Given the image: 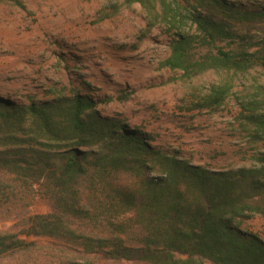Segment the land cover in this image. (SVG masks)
Returning <instances> with one entry per match:
<instances>
[{
	"label": "trees",
	"instance_id": "obj_1",
	"mask_svg": "<svg viewBox=\"0 0 264 264\" xmlns=\"http://www.w3.org/2000/svg\"><path fill=\"white\" fill-rule=\"evenodd\" d=\"M125 2L146 10L148 26L158 17L175 29L160 65L184 77L264 67V7ZM231 86L212 85L206 104H222ZM97 103L76 89L28 104L0 96V223L10 222L0 259L46 248L44 264H264V240L241 227L264 215V149L248 166L193 164ZM247 118L264 134V114Z\"/></svg>",
	"mask_w": 264,
	"mask_h": 264
},
{
	"label": "rangeland",
	"instance_id": "obj_2",
	"mask_svg": "<svg viewBox=\"0 0 264 264\" xmlns=\"http://www.w3.org/2000/svg\"><path fill=\"white\" fill-rule=\"evenodd\" d=\"M19 1L22 6L0 0V96L28 104L76 89L97 101L101 114L147 133L151 144L213 169L248 166L264 149V134L247 118L264 114V67L184 77L160 65L175 29L158 17L148 26L149 15L138 2ZM229 1L264 7V0ZM254 33L247 34L256 39ZM229 79L232 86L222 104L208 106L212 85ZM36 209L45 211L46 205L40 202ZM9 226L1 222L0 231ZM241 227L264 240V215L254 214ZM52 259L41 248L3 257L0 264Z\"/></svg>",
	"mask_w": 264,
	"mask_h": 264
}]
</instances>
